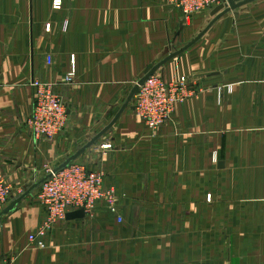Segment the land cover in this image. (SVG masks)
Returning <instances> with one entry per match:
<instances>
[{"label": "crops", "instance_id": "1", "mask_svg": "<svg viewBox=\"0 0 264 264\" xmlns=\"http://www.w3.org/2000/svg\"><path fill=\"white\" fill-rule=\"evenodd\" d=\"M55 1L0 0V175L27 190L98 138L77 162L103 172L118 213L99 204L93 218L58 223L38 249L29 235L46 215L29 196L0 220V264H264V0L162 68L168 81L201 75L207 89L156 132L125 105L192 31L176 0H58L60 10ZM36 80L54 83L68 110L53 141L28 127Z\"/></svg>", "mask_w": 264, "mask_h": 264}, {"label": "built area", "instance_id": "2", "mask_svg": "<svg viewBox=\"0 0 264 264\" xmlns=\"http://www.w3.org/2000/svg\"><path fill=\"white\" fill-rule=\"evenodd\" d=\"M227 0H176V6L186 16L191 17L206 9L226 3ZM55 10L62 7L61 1H55ZM50 28V26H49ZM49 65L52 58H48ZM75 76L74 70L67 76V81L72 82ZM155 82L158 90L150 91L149 83ZM35 91L36 106L32 117L28 121V127L37 139L54 140L66 126V109L60 96L55 92L53 84L36 80L32 83ZM183 86L166 87L158 84L154 79L150 80L139 95L138 107L141 112H149L148 118L155 122L152 114L163 112L166 114L168 107L178 103L187 96ZM164 106L163 109H160ZM153 116V117H154ZM51 177L45 181L41 188V202L47 208L46 228L61 221H66L67 216L77 208H85L86 211L95 206V202L105 196L101 188L102 181L95 174H89L79 165H72L57 173L50 171ZM12 187L0 175V212L8 206ZM45 231L31 235V244L44 249L46 247ZM13 264V263H7Z\"/></svg>", "mask_w": 264, "mask_h": 264}, {"label": "rangeland", "instance_id": "3", "mask_svg": "<svg viewBox=\"0 0 264 264\" xmlns=\"http://www.w3.org/2000/svg\"><path fill=\"white\" fill-rule=\"evenodd\" d=\"M234 1H237V2H239V1H243V0H234ZM259 1H261V2H263L262 0H259ZM259 1H256V2H259ZM229 2H228V0H227V2L226 3H221V4H219V5H217V6H215V7H213V9H206L205 11H203V12H201V13H197V14H195V15H192L191 17H189V16H186L185 15V13H183V12H181V14H182V23H183V26L185 27V28H187V27H192L191 29H192V31H190L189 32V34H188V36H186L184 39L182 38V39H180V35H178L179 37H178V42L177 43H173V45H176V46H173V47H171V50H170V52L166 55V56H164L163 57V59L161 60V61H163L165 58H167L169 55H171L172 53H174V52H177V51H179V50H181L182 48H184L185 46H187L188 44H190L193 40H194V38H196V37H194L193 38V40H190L191 39V37L192 36H196L198 33V31H202L203 29H204V27L205 26H208L209 25V23L212 21V19H213V17H211V15H210V13L212 12L211 10H214L216 7H218V6H221V5H226V4H228ZM253 3H255V2H253ZM253 3H251V4H253ZM249 5V4H248ZM178 8V7H177ZM242 8V7H241ZM180 10V9H179ZM190 29V30H191ZM201 44V40L196 44V45H194L193 47H191L188 51H186V52H184V53H182L181 55H183V54H185V53H187V52H191L192 50H195V48H197V46H199ZM194 52H196V51H192V53H194ZM181 55H179V56H181ZM178 57V56H177ZM176 58V57H175ZM196 58H200V56L199 57H197L196 56ZM174 59V58H173ZM172 59V60H173ZM160 61V62H161ZM171 61V60H170ZM159 62V63H160ZM158 63V64H159ZM54 64V63H53ZM167 64V63H166ZM165 64V65H166ZM157 65V64H156ZM155 65V66H156ZM164 65V66H165ZM154 66V67H155ZM163 66V67H164ZM153 67V68H154ZM163 67H161L159 70H157V72L154 74V75H152L143 85H141L140 86V88H139V91H138V93L133 97V99H132V101L131 102H133V105H134V109H135V113H136V115L138 116V118L146 125V127L150 130V131H152V132H156L160 127H163V126H165V125H167V124H169V123H171V122H173V120H174V115H175V113H176V109H177V107L178 106H180L181 104H183V103H185L187 100H190V99H196V98H199L200 97V95L202 94V92L205 90V89H207V87L205 86V85H203V82H202V79H201V75H194V74H192V75H187V76H184V77H182V78H180L179 80H177V81H168V80H166V78L164 77V75L160 72L161 70H162V68ZM152 68V69H153ZM151 69V70H152ZM74 70V72H75V76H74V78H73V81L72 82H68L67 81V76H68V74L70 73V72H72ZM150 70V71H151ZM67 75H66V78H65V82H64V84L65 85H72L73 83H74V81H75V79H76V70H75V68L74 67H72V69H71V71H70ZM149 73V72H148ZM147 73V74H148ZM146 74V75H147ZM145 77V76H144ZM143 77V78H144ZM142 78V79H143ZM141 79V80H142ZM152 79H154L158 84L160 83L161 85H163V86H166V87H168V88H170V87H175V86H183L182 88H186V90H187V96L185 97V98H183V100H181V101H179L178 103H174L171 107H168V111L166 112V114H164L163 112H159V113H156L155 114V116H154V114H152L150 117H152V118H155L156 120H155V122H152L151 121V118L149 119L148 117V114H149V112H141L140 111V109H139V107H138V102H139V95H140V93H141V91H142V89H144L145 87H146V85L148 84V82L150 81V80H152ZM49 83H51V82H49ZM53 84V88H54V90H55V92H56V86H55V84L54 83H52ZM138 84V83H137ZM149 86H150V91H152V92H155L156 90H158V86H157V84L155 83V82H153V83H149ZM58 96H60L59 94H58ZM60 98L62 99V97L60 96ZM62 101H63V99H62ZM130 102V103H131ZM63 103H64V101H63ZM129 103V104H130ZM128 104V105H129ZM64 107H65V109H66V124H67V121H68V110H67V107H66V105L64 104ZM164 108V106H161L160 107V109H163ZM154 116V117H153ZM119 118V117H118ZM118 118H116V120L118 119ZM66 127V126H65ZM64 130H65V128H64ZM64 130L62 131V133L64 132ZM61 133V134H62ZM61 134L59 135V136H61ZM58 136V137H59ZM58 137H56V138H58ZM55 138V139H56ZM51 141H53V140H51ZM85 147V146H84ZM83 147V148H84ZM94 147V149H96L95 150V152L98 150V148L97 147H95V145H93L92 147H90L89 149H91V148H93ZM105 149H107L108 147V149H110V147L111 146H103ZM89 149H87V150H89ZM86 150V151H87ZM85 152V151H84ZM83 153H81L78 157H80L81 155H82ZM77 157V158H78ZM77 158L74 160V161H72L67 167H65V168H63V169H66V168H69V167H71L72 165H74V164H76V165H79L80 167L82 166L86 171H87V173H89V174H95L98 178H100V180L102 181V184H101V188H102V190L104 191V193H105V196L103 197V198H100L99 200H97L96 202H95V206L92 208V209H90V210H88V211H86V209L85 208H82V207H80V208H77V210H74V211H72L71 213H75V212H79V211H83L84 212V217L85 216H89V217H94L93 215H94V213H95V210H96V208H97V206L99 205V204H102V203H105L106 205L105 206H107V209H108V211L109 212H112V213H118V208H117V203H118V195H117V192L114 190V188H105V185H104V174H103V172H101V171H99V172H96V171H92V170H90L86 165H84V164H82V163H78L77 162ZM260 163V162H259ZM217 164H218V158H217V154L216 153H213V157H212V164H211V166L213 167V168H216V166H217ZM63 164H61L58 168H60L61 166H62ZM58 168H55V169H53V168H51L50 170H48L47 172H46V176H44V177H42L41 179L39 178H35L34 180H32L30 183H29V186H32V185H35V184H37L38 182H40V180H43V179H45V178H47L48 176H50L51 177V173H50V171H53L54 173H57V172H59V171H61V170H63V169H60V170H58ZM56 170H58V171H56ZM49 177V178H50ZM48 178V179H49ZM47 179V180H48ZM46 180V181H47ZM44 183V182H43ZM43 183L40 185V186H38L36 189H34L33 190V192L29 195L30 197L31 196H34V195H37V199H38V201H39V203L41 204V206H42V208L44 209V211H45V215H46V219H45V221H44V223H43V225L41 226V228L38 230V231H36V232H33V233H31L30 235H29V242H30V244H31V241H30V236L31 235H36V234H39L41 231H45V233H46V236H47V234L50 232V230H52L54 227H56L57 226V224L58 223H60V222H58L57 224H54L53 226H51V227H49V228H46V223H47V214H48V212H47V208L42 204V202H41V188H42V185H43ZM12 187V186H11ZM26 188L27 187H25L22 191L20 190V189H18L17 191L16 190H14L13 189V187H12V191H11V194H10V198H9V203H8V205L14 200V199H17V198H19L20 196H22L27 190H26ZM29 196H27V197H29ZM26 197V198H27ZM212 196L210 195V197L208 198L209 200H210V202H211V198ZM25 198V199H26ZM24 199V200H25ZM7 207V206H6ZM5 207V208H6ZM4 208V209H5ZM3 209V210H4ZM2 210V211H3ZM1 211V212H2ZM0 212V213H1ZM70 214V213H69ZM68 220V219H67ZM118 221L119 222H121L122 221V219L120 218V216L118 217ZM62 222V221H61ZM35 247L36 248H38V249H41V248H39V246H36L35 245ZM47 248V246L44 248V249H46ZM7 263H13V264H15V261L14 260H5V261H3L2 262V264H7Z\"/></svg>", "mask_w": 264, "mask_h": 264}, {"label": "water", "instance_id": "4", "mask_svg": "<svg viewBox=\"0 0 264 264\" xmlns=\"http://www.w3.org/2000/svg\"><path fill=\"white\" fill-rule=\"evenodd\" d=\"M259 0H243V1H234V0H228V4L226 5H221L216 7L212 12H211V16L213 17V20L209 23V25L202 31L200 32V34L194 38V40L188 44L187 46H185L184 48H182L181 50L172 53L171 55H169L167 58H165L163 61H161L159 64H157L142 80H140L138 82V84L135 86V88L132 90L129 99L125 105L128 106V104L132 101L133 97L138 93L139 88L141 85H143L152 75H154L157 70H159L161 67H163L166 63H168L170 60H172L173 58L181 55L182 53L188 51L191 47H193L194 45H196L201 39L202 37L210 30V28L212 26H214L220 19H222L224 16H226L227 14H229L232 11H235L241 7H244L248 4H251L253 2H256ZM120 116V115H119ZM118 116V117H119ZM98 138L94 139L91 143H89L87 146H85L80 152H78L75 156L69 158L60 168H58V170L63 169L65 167H67L72 161H74L81 153H83L84 151H86L87 149H89L90 147H92L93 145H95L97 143ZM56 170V171H58ZM50 176H48L47 178L40 180V182H38L35 185L30 186L27 191L20 196L17 199H14L1 213H0V220L10 214L11 212H13L16 207L27 197L29 196L34 189H36L38 186H40L43 182H45ZM84 217V212L83 211H79V212H75V213H70L67 216V219H78V218H83Z\"/></svg>", "mask_w": 264, "mask_h": 264}]
</instances>
